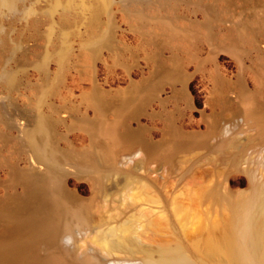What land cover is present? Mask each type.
I'll return each instance as SVG.
<instances>
[{
	"label": "rangeland",
	"instance_id": "obj_1",
	"mask_svg": "<svg viewBox=\"0 0 264 264\" xmlns=\"http://www.w3.org/2000/svg\"><path fill=\"white\" fill-rule=\"evenodd\" d=\"M246 203L264 0H0V264H227Z\"/></svg>",
	"mask_w": 264,
	"mask_h": 264
},
{
	"label": "bare ground",
	"instance_id": "obj_2",
	"mask_svg": "<svg viewBox=\"0 0 264 264\" xmlns=\"http://www.w3.org/2000/svg\"><path fill=\"white\" fill-rule=\"evenodd\" d=\"M245 205L248 204L239 206L237 225L223 222L214 228L203 243L206 255L218 257L227 264H264V207L258 216H252Z\"/></svg>",
	"mask_w": 264,
	"mask_h": 264
}]
</instances>
